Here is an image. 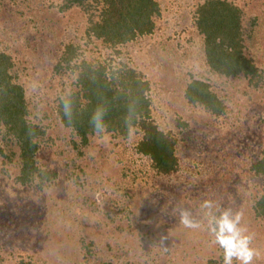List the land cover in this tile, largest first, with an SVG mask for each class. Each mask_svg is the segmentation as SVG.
<instances>
[{"label":"rangeland","instance_id":"374dc122","mask_svg":"<svg viewBox=\"0 0 264 264\" xmlns=\"http://www.w3.org/2000/svg\"><path fill=\"white\" fill-rule=\"evenodd\" d=\"M155 1L152 30L112 44L90 30L101 1L0 0L1 67L22 89L37 144L22 181L19 142L0 122V264H222L204 199L242 213L253 264H264V181L253 170L264 151V0H219L237 9L235 42L255 70L233 75L207 63L199 26L212 0ZM91 71L117 90L123 72L147 82L146 121L173 142V172L139 151V124L105 130L106 141L64 126L60 102L71 94L83 106L78 79ZM193 81L219 112L189 99ZM181 211L200 228L183 227Z\"/></svg>","mask_w":264,"mask_h":264},{"label":"trees","instance_id":"16d2710c","mask_svg":"<svg viewBox=\"0 0 264 264\" xmlns=\"http://www.w3.org/2000/svg\"><path fill=\"white\" fill-rule=\"evenodd\" d=\"M103 2L101 19L95 22L90 30L97 38L115 44L131 40L136 34L149 33L153 28L152 18L159 9L155 0H98ZM202 9L206 12L199 28L205 35L207 63L214 71L224 75L238 72L254 73L253 66L242 57L235 42L239 29V15L231 4L219 0L206 3ZM207 27H206V26ZM209 26V27H208ZM217 41V42H216ZM1 56V55H0ZM4 59H7L3 56ZM3 60V59H1ZM0 60V122L7 126L19 142L21 158L20 180L26 181L34 171L32 157L37 144L32 142L35 126L23 119L24 107L22 89L9 80L8 73L2 68ZM85 72L79 76L78 83L82 87L86 103L83 106L73 103V95L62 99L61 121L80 136L93 132L92 118L102 113L105 130H118L126 135L131 126L139 124L143 130V138L138 144L140 152L148 155L155 167L163 174L171 173L177 166L174 157L173 142L155 125L146 121L148 117V90L146 81H142L135 71L123 72L118 80L121 89L111 86V81L102 77V72ZM187 96L193 102L204 103L214 112H219L215 98L205 85L197 81L191 82ZM213 105H211V104ZM65 104L68 105L66 114ZM139 119L137 122L136 120ZM254 173L264 181V151L262 158L253 166ZM26 175V178H25ZM25 178V179H24ZM258 209L264 216V195L257 202ZM206 264H218L210 259Z\"/></svg>","mask_w":264,"mask_h":264},{"label":"clouds","instance_id":"9594fccd","mask_svg":"<svg viewBox=\"0 0 264 264\" xmlns=\"http://www.w3.org/2000/svg\"><path fill=\"white\" fill-rule=\"evenodd\" d=\"M66 114L68 105L65 104ZM93 134L102 141L108 139L103 124L102 113H97L92 118ZM200 207L205 210L208 217L207 231L210 233L212 241L221 250L222 264H253L254 258L259 255L256 249L251 246L252 234L242 225V213L233 212L230 208L221 210L219 205L211 199H204ZM215 208L219 213L215 215L212 209ZM180 224L189 229H198L200 224L190 218L187 211H181L179 217Z\"/></svg>","mask_w":264,"mask_h":264}]
</instances>
